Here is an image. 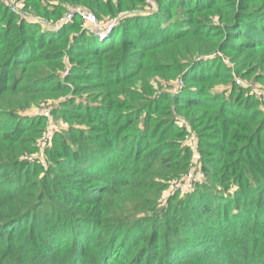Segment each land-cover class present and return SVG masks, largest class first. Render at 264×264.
I'll return each mask as SVG.
<instances>
[{"label":"trees","instance_id":"1","mask_svg":"<svg viewBox=\"0 0 264 264\" xmlns=\"http://www.w3.org/2000/svg\"><path fill=\"white\" fill-rule=\"evenodd\" d=\"M153 2L0 3V264H264V97L234 80L264 89V0ZM72 5L108 36L52 29ZM50 99L42 165L19 111ZM194 157L204 181L164 203Z\"/></svg>","mask_w":264,"mask_h":264},{"label":"rangeland","instance_id":"2","mask_svg":"<svg viewBox=\"0 0 264 264\" xmlns=\"http://www.w3.org/2000/svg\"><path fill=\"white\" fill-rule=\"evenodd\" d=\"M0 3L3 4L4 7L8 8L10 12L12 11L9 8V6H6L3 3V0H0ZM147 3L149 4L150 2L147 0ZM20 7H21V5L19 7H17V8L20 9ZM154 7H155V4H152V6L149 4L148 7L146 6V8H150V10H152ZM69 8H71V6H68V9ZM12 12H14V11H12ZM16 13H19V12H16ZM21 13H26V12H22L21 11ZM97 22L98 23L96 25H94V24L93 25H87V24H84L83 22L82 23H83L84 26H86V30L89 33H92L95 36H97L98 39L103 40L110 33L111 28L114 26V24L116 22V19H113L112 21L106 19L103 22H100V21H97ZM107 22L110 25L102 26L103 24H105ZM95 26H97V27H95ZM196 59H199V57H197ZM182 60L186 61V58H182ZM66 69L68 70V68L66 67L64 69V71L61 73L62 76L68 73V71H67V73H65ZM152 78L153 79L150 80V83H152L153 86L158 88V89H159L160 86H161L160 88L163 89L162 87H164L165 85L168 84V81L163 79L162 76H154ZM234 80H235L236 84H238V85L240 84V85H242L244 87H247L251 91H254V88H252V86L257 88V89H259V90H261L262 93H261V95H258V96L264 97V89H263V86H261L259 82L253 81V80H250V79H246V78H241V77L236 76V75L234 76ZM172 81H174V80H172ZM181 83H182V81H178L177 84H175V83L173 84L172 83L173 85L171 87V90H174V93H175L177 88L179 86H181ZM223 88H225V87H222L221 85L216 86V91H219V90H221ZM161 89H159V90H161ZM138 90H140V89H138ZM18 98H21V97H17V99ZM59 100L60 99H57V100L50 99V100H48L46 102H44L42 100H40V102H39V100H35L34 104H31L30 106L25 107L26 108L25 110H20L19 111L21 114H24V115H27V116H30V117H32V116L40 117L41 116V117H43L45 119V120H43V126H42L43 129H42L41 133L39 134V136L35 140V144L38 146L36 151L33 152V154L30 153V154L24 156V159H27V160L38 159L39 161L41 159V160H43L45 162V165H47V161H46V159H44L45 154L43 153V151L51 144L52 136H54L56 130H58L59 127L67 126V123L64 121V119L62 117H59L57 115L55 116L54 114H52V111L57 106ZM27 102H28V100L26 99L25 101H23L19 105L23 106L25 104L24 106H26ZM44 108H46V110H49L48 116H45V113H42V109H44ZM178 118H181V117L178 116ZM46 132H49V137L46 138L45 140L46 141L49 140L50 143L44 144L41 141V137ZM192 138L194 139L193 136H190V140L193 142ZM196 161H198L197 157H194L193 159H191V162H190V164L188 166V169H187V174L183 176V179L184 178L186 179V178H188V174L189 173L192 174L193 177L191 178V182L189 181L190 183L189 182L186 183L188 186H189V184L191 185L189 188L185 189L186 187H184V188L175 189L176 183L181 181V179L177 178V177H174V178L172 177L171 179H169V181L167 183H165L166 185H165V187L163 189V193L161 194V197H160V199L163 200L164 203H167L165 201H167V199L169 198V196L171 194H173V192L174 193H178L180 196L186 195L187 193H189V192L194 190L196 184H198L200 181H204V177L200 174L199 170H195V168L192 167V165H191L192 162L196 163ZM195 176H196V178H195ZM181 182H183V181H181Z\"/></svg>","mask_w":264,"mask_h":264},{"label":"built area","instance_id":"3","mask_svg":"<svg viewBox=\"0 0 264 264\" xmlns=\"http://www.w3.org/2000/svg\"><path fill=\"white\" fill-rule=\"evenodd\" d=\"M21 1L22 0H3V3L6 6H9V8L12 11L19 12V14H21L22 17H29L28 13H21L20 9L17 8V7H19L21 5ZM148 1L150 2L149 4L151 6H152V4H154L153 0H148ZM74 16H79L81 18L82 22L84 24H87V25H93V24L96 25L98 23L97 20H96L95 15L92 12L88 11L87 9L82 8L81 6H71V8H69L67 10L66 14L62 18L57 20L55 23L50 24V27L52 29H58L61 25H63L64 23L70 21L71 19H73ZM107 23H105V24L106 25H110V24H107ZM105 24H103L102 26H104ZM97 26H95V27H97ZM67 71L68 70L66 69L65 73H67ZM252 88H254V91L256 92L257 95H261V93H262L261 90L255 88L253 86H252ZM42 113H45V116H48L49 110H46V108H44V109H42ZM48 137H49V132L44 133L42 135V137H41V141L44 144L50 143L49 140L48 141L45 140ZM192 140L194 141L193 138H192ZM40 162H41L42 165H45V162L43 160L40 159ZM192 177H193L192 174L189 173L188 174V178H186V179L184 178L182 180L183 182L179 181V182L176 183L175 189L184 188V187H186L185 189L189 188L191 185L189 184V186H188L186 183H188L189 181L191 182V178ZM195 178H196V176H195Z\"/></svg>","mask_w":264,"mask_h":264}]
</instances>
